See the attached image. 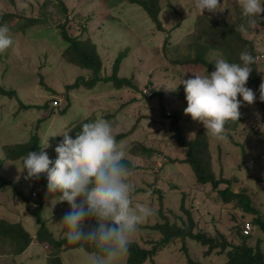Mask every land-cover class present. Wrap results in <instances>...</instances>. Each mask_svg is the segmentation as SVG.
I'll use <instances>...</instances> for the list:
<instances>
[{"label": "rangeland", "instance_id": "1", "mask_svg": "<svg viewBox=\"0 0 264 264\" xmlns=\"http://www.w3.org/2000/svg\"><path fill=\"white\" fill-rule=\"evenodd\" d=\"M24 1L33 2V0ZM66 1L70 10L77 14L74 23L86 21L90 38L102 61V76L110 75L115 59L120 54H126L120 63L119 76L130 78L137 92L125 88L119 91L114 89L110 82L100 81L92 89L81 88L73 91L70 94V108L65 115H58L61 106L52 108L51 100L54 95L37 85L39 80L36 76L37 72L41 73L44 82L53 91L61 94L65 86L73 83L77 77L87 75V72L60 59L63 45L56 32L45 33L42 27L28 29L25 18H13L8 23L13 43L0 53V84L15 88L19 98L29 106H41L48 101L50 107L30 108L20 117L13 115L16 109L15 103L6 101L0 103L2 106L0 107V159L5 156V148L23 143L30 131L36 129L40 136V146L43 147L48 142L50 146L44 150L49 158L55 161L57 154L54 149L62 141L61 133L65 132L64 128L69 123L86 120L93 114L97 115L96 119L103 118V112L114 114V117L108 120L112 125L114 136L129 131L134 125L137 126L132 135L118 143L125 152V159L134 166L142 168L129 177L131 183L143 189L132 195L133 204H144L154 211V215L146 218L142 224L153 225L158 220L157 190L164 195V208L183 216L179 211L183 192L186 195L185 205L190 208L198 231L206 232L210 236L216 230L228 234L234 224L230 221V214L233 211L215 203L214 195L207 193V187L196 185L189 169L175 162L183 158L185 151L174 146L172 140L165 135V128L160 125L157 116L158 99L155 97L148 101L145 98L150 97V87H153L163 99L166 116L173 111L180 112L184 131L188 137L198 129H205L201 122L194 121L189 115L184 114L187 101L179 84L182 79L190 78L192 73L200 72V67H191V65L173 67L170 62L189 60L195 56L190 43L198 37V28L195 27L197 20L207 18L216 22H226L229 27L245 23L239 2L220 0L222 11L212 13L204 10L201 13L196 7V0H167L173 9L165 7L166 0H161L163 8L159 20L166 31L159 32L146 13L135 5L124 2L112 6L107 3L110 9L100 11L99 3L94 5L88 4L86 0ZM16 3L18 8H27L22 0H16ZM8 8L6 1L0 0V15L9 12ZM35 11L26 16L38 18L39 10L36 8ZM261 15L264 16V13ZM211 30L213 32L209 36L201 35L205 39L204 44L208 45L214 41V37H220L224 27ZM243 36L246 39L256 40L257 44L262 43L258 45V51L264 54V21H261L259 28L249 30L243 33ZM227 38L225 41L224 38L216 40L215 45L210 47L206 60L213 63L216 59L223 58L220 50L230 48L235 43V40L228 36ZM244 50L241 48L240 53ZM259 72L264 82V67ZM252 90L255 93V89ZM132 97L136 98L134 103L123 105L128 100H132ZM240 112L245 119L238 123L235 132H231L226 140L217 139L207 130L211 136L213 168L216 174L220 173L225 178L237 177L239 183L234 184V187L245 189L253 204L264 214L263 113L256 102L253 105L244 104ZM256 113H259V118ZM36 120H42L40 126L35 127ZM131 142H139L161 154L153 156L150 160L133 156L129 153ZM23 157L0 163V186H2L0 187V221L21 224L30 234L32 244L23 254L17 256L14 244L0 238V264H49L57 261L60 264H88L89 254L82 250L62 251L56 256L52 255L47 247L38 245L34 240L39 229L38 219L45 223L55 238H65L64 232L67 229L60 222L64 214L70 210V206L57 202L59 192L47 193L42 199L41 213L38 215L30 213L37 207L34 200L37 197L32 198L31 195L36 192L39 182L46 174H41L39 179L25 180L26 171H18L22 168ZM237 217L240 221H244L240 213ZM245 218L251 219L248 216ZM87 223L91 226L95 225L94 220ZM253 235L251 246H255L256 239L260 240L264 254V232L255 228ZM130 239L146 247L151 240H159L160 235L145 230L133 233ZM181 247V242L172 243L145 264H223L226 261L225 254L212 253L205 256V248L193 241L187 240L186 251H181ZM116 264H124V262L119 259Z\"/></svg>", "mask_w": 264, "mask_h": 264}, {"label": "trees", "instance_id": "2", "mask_svg": "<svg viewBox=\"0 0 264 264\" xmlns=\"http://www.w3.org/2000/svg\"><path fill=\"white\" fill-rule=\"evenodd\" d=\"M6 5L9 6V12L0 15V24L4 22L9 23L11 19L25 18L28 29L42 27L44 32H56L57 36L60 37L62 41L63 48L60 53V59L67 64L73 65L80 68L81 70L87 72L85 76L77 77L73 83L65 86L64 92L58 93L53 91L44 82V78L38 71L36 76L39 80L37 85L42 87L46 92H50L54 95L51 100V105L54 99H61L60 111L58 115H65V113L70 108V94L78 89H92L95 85L100 82H110L114 89L122 90L131 89L135 92L136 87L132 85L130 78H122L119 76L120 63L124 55L120 54L114 61L110 75L102 76V61L97 52L95 44L90 38L88 28L86 27V21L80 23H74L77 17L76 12L70 10L67 6L66 0H33V2L26 3L27 8H18L16 0H5ZM88 4L93 3L96 5L99 3L98 8L100 11L110 9V5H118L121 3H129L139 7L142 11L146 13L148 18L153 22L155 29L159 32L166 31L159 20V14L162 11L163 6H161V0H86ZM239 1L237 0V3ZM108 3V4H107ZM165 7L173 9L169 2L166 0ZM39 10L38 18L33 16H26L31 14L33 11ZM14 11L16 13H14ZM36 12V11H35ZM236 14V10H235ZM90 16H87L89 18ZM238 18V13L236 14ZM238 20V19H237ZM224 27V32L220 34V37H214V41L210 44H204V38L201 37L202 34L209 36L213 31L211 29H219ZM195 27L198 28V37L190 43V46L195 52V56L191 59H186L184 61L173 60L171 65L174 67L178 66H188L200 67L201 71L198 73H206V71H214V62L206 60V56L209 54L210 47L218 41V39L224 38L227 40V36L233 40L235 43L230 48H222L220 50L222 57L229 63H241L239 60L240 49H247L254 57L255 63L251 65L252 72L247 81L246 87L255 89L256 104L259 106L263 113L262 119L264 122V102L259 99V86L263 82L260 76V69L264 67V54L258 51V45L262 43H256V40L246 39L242 33L236 31L237 26L229 27L226 22L213 21L207 18L197 20ZM14 32H12L13 34ZM217 40V41H216ZM233 43L231 40H229ZM208 42V40H207ZM166 43L168 41L166 40ZM230 43V44H231ZM215 45V44H214ZM241 47V48H239ZM191 52L192 49L188 48ZM43 67V66H42ZM193 72V69H191ZM191 78V75H190ZM182 93L185 96L184 86L181 84ZM151 95L145 100H152L157 98L159 102V108L157 110V116L160 119V125H162L165 130L164 133L171 140L174 146L184 149V156L182 159L174 160L178 162L181 166L189 169L192 175V179L196 185L207 187V193L214 195V202L219 204L222 208H228L233 211L230 214V221L233 224L229 229L228 234H224L218 230L210 236L206 232L198 231L197 224L194 221L192 212L190 208L185 205L186 195L182 192V197L180 201L179 211L182 215L176 214L175 211L171 209L164 208L163 199L164 195L157 190L158 199V209L156 210L158 220L155 224H141L137 232H142L148 230L149 233H156L160 235L159 240H151L147 243L146 247H142L136 242L131 241L130 247L127 255L122 256L120 259L124 264H145L147 261L153 259L159 251L164 249L175 242H181V251H186L187 240L196 242L205 248V256L212 253L225 254L226 261L223 264H264V254L262 248L260 247V240L256 239L255 246H251V241L254 239L253 229L257 228L260 232H264V214L253 204L252 199L248 196L247 191L243 188H236L234 184L239 183L237 177L232 176L230 178H225L222 174H216L213 168V155L210 148L211 136L206 129H198L191 137L187 136L184 131L182 124V116L180 112L173 111L172 114L165 115V107L163 105V99L161 95L150 87ZM142 95V94H141ZM60 96V97H59ZM15 88L5 87L0 84V103L3 101L15 103L16 109L14 116H20L28 111L30 108L36 109H47L50 107V103L45 101L41 106H29L24 103L20 98ZM133 98V97H132ZM131 98V99H132ZM136 98L128 100L127 103H134ZM5 102V103H6ZM129 104V105H130ZM123 105L121 108H123ZM2 107V106H0ZM53 108V107H52ZM119 110H121L119 108ZM103 118L109 120L114 117L113 115L102 113ZM94 115L86 120H77L69 123L64 129L70 131L69 135L75 138V135L80 131L81 125L83 123H88L96 120ZM245 119V116L241 112V117L237 122L227 121L225 124L227 137H230L231 132H235L239 122ZM27 120V119H26ZM28 121V120H27ZM36 126H40L42 120H36ZM29 124H27L28 126ZM136 125L125 132L115 135L117 142H120L124 138L132 135L136 129ZM40 136L37 134L36 129H32L28 134L27 139L18 145H13L5 148V156L0 159V163H4L8 160H16L21 158L29 151H39L40 150ZM132 145V146H131ZM129 153L136 157H145L150 160L153 156L161 154L159 151L148 148L139 142H131ZM218 158H220L218 156ZM172 160V162H174ZM128 167L132 170V173L141 170L139 166H134L129 160L125 159ZM257 179V178H256ZM2 187V186H0ZM174 189L176 186H172ZM135 192L132 194H137L143 191L135 186ZM155 192V191H154ZM48 193L47 190V177L43 178L36 188V209L34 212L30 211L32 215H38L43 209L42 199L43 196ZM68 204L67 202H63ZM241 214V219L237 217V214ZM248 216L251 219L245 218ZM39 224V229L37 230L34 240L40 246L44 245L49 249L52 255H58L62 251H84L87 254L94 250V246L89 242H78L69 243L66 238H55L52 232L46 227L45 223L41 222V219L37 220ZM246 223H249L251 228V233L249 235H243V227ZM0 238L7 239L15 246V254L17 256L23 254L28 247L32 244V238L30 234L24 230V228L19 223L11 224L8 222L0 221ZM232 241V242H231ZM233 241H235L233 243ZM55 257V256H54ZM49 264H60L59 261L56 263L49 262Z\"/></svg>", "mask_w": 264, "mask_h": 264}, {"label": "clouds", "instance_id": "3", "mask_svg": "<svg viewBox=\"0 0 264 264\" xmlns=\"http://www.w3.org/2000/svg\"><path fill=\"white\" fill-rule=\"evenodd\" d=\"M245 23L237 25L240 33L255 30L264 21V0H239ZM220 0H196L201 13L222 11ZM13 43L7 22L0 24V53ZM241 63H229L216 59L214 71L192 73L182 79L187 107L184 114L201 122L212 136L226 140L227 121L237 122L240 108L253 105L256 95L246 87L255 57L245 49L239 54ZM259 99L264 102V82L259 86ZM238 96L240 99H238ZM58 102L57 106L53 102ZM52 107L61 105L54 99ZM259 118V113H256ZM71 131V130H70ZM70 131L63 135L55 147L57 156L52 161L44 150L29 151L22 158L25 180L39 179L46 174L48 193L59 192L57 202H67L70 210L64 214L61 224L67 231L64 237L69 243L89 242L94 250L88 255V264H116L127 255L131 235L139 230L143 221L154 215L153 209L144 204H133L135 185L129 177L132 170L125 162V152L117 142L111 123L99 118L83 123L72 138ZM51 165V167H50ZM95 221L91 226L87 222Z\"/></svg>", "mask_w": 264, "mask_h": 264}, {"label": "built area", "instance_id": "4", "mask_svg": "<svg viewBox=\"0 0 264 264\" xmlns=\"http://www.w3.org/2000/svg\"><path fill=\"white\" fill-rule=\"evenodd\" d=\"M53 105L54 106H57L58 105V102H53ZM32 198H35L36 197V194L35 193H32ZM250 231H251V228H250V225L249 224H246L244 227H243V235H249L250 234Z\"/></svg>", "mask_w": 264, "mask_h": 264}]
</instances>
